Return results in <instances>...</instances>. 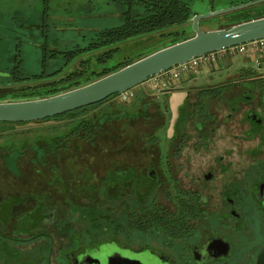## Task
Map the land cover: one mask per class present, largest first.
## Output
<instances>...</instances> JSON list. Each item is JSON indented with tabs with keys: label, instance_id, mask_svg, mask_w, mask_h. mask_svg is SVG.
<instances>
[{
	"label": "flooded vegetation",
	"instance_id": "1",
	"mask_svg": "<svg viewBox=\"0 0 264 264\" xmlns=\"http://www.w3.org/2000/svg\"><path fill=\"white\" fill-rule=\"evenodd\" d=\"M21 60L12 55L9 72L80 70L79 59L36 72ZM11 80L5 91L37 84ZM182 81L178 103L169 87L138 90L22 122L37 124L26 135L11 131L22 123L0 129V264H255L264 70L246 61Z\"/></svg>",
	"mask_w": 264,
	"mask_h": 264
},
{
	"label": "trees",
	"instance_id": "2",
	"mask_svg": "<svg viewBox=\"0 0 264 264\" xmlns=\"http://www.w3.org/2000/svg\"><path fill=\"white\" fill-rule=\"evenodd\" d=\"M103 1H107L108 4L111 3L115 10L119 12L120 22L117 25L88 31L75 39V43L70 42L68 45H64L60 48L51 46L48 43L49 32L52 28L59 26V22H70L73 14L85 10L88 3L92 4L88 11L94 8H100ZM193 1L194 0H13L10 8L19 9L12 11L10 18L0 24V30L7 33H16L15 30L11 28V26L15 25L21 30L32 31L36 39L35 43H31L30 40L33 39L32 35L21 33L24 37L20 39L17 36L9 37L6 34H2L0 31L1 42H7L4 40L6 38L12 39L11 42L5 43L8 46L6 47L7 57L0 55L3 58V60L0 61V71L8 75L12 80L17 79L37 84L14 87L9 89L10 91H5L7 89H4L5 87L2 85H4L9 78L0 76V84H2L0 86L3 87H0V101H5L6 99L11 101L36 99L67 91L96 80L147 55L137 54L133 58H123L122 60L107 65L113 55L118 52L119 46L127 41L138 38L144 39L149 35L151 36L150 38H152L154 34L163 37L168 35L172 36L173 39L170 42L171 44L187 38L188 35L183 29V26L190 24V19L194 14L191 10ZM247 1L251 0H230V5H236ZM0 2L4 1L0 0ZM263 4L264 2L256 5ZM256 5L231 12L238 13L240 11L252 9ZM55 12L59 13L57 17ZM3 14L4 13H0V18ZM263 15L264 14L255 15L244 20ZM237 22L240 21H236L235 23ZM22 41L33 46L34 55L38 58L37 65L46 66L48 71L50 70L49 66L52 59L56 62H67L69 60L79 59L80 70L77 72L73 71L60 79L51 78L54 76L53 73L45 76L41 74H31L29 78L27 77L28 74L23 73L22 68L14 72H9L8 65H10V62L7 60L9 57H12V55H15V57L21 56ZM166 45L167 44L162 46ZM93 62L94 64H98L99 67L94 68L92 66ZM18 63L23 65L22 60L18 61ZM42 72H46L44 68ZM44 80H48L49 82L44 83ZM38 81H41V83ZM19 91L20 93H18ZM116 95H112L95 105L102 104ZM53 118L55 117H50L45 120ZM13 124L18 123L0 122V129H7L9 125ZM5 145L8 146V144Z\"/></svg>",
	"mask_w": 264,
	"mask_h": 264
},
{
	"label": "water",
	"instance_id": "3",
	"mask_svg": "<svg viewBox=\"0 0 264 264\" xmlns=\"http://www.w3.org/2000/svg\"><path fill=\"white\" fill-rule=\"evenodd\" d=\"M263 2L264 0H251L222 10L193 15L190 19L192 36L158 48L84 85L47 97L0 101V122L38 121L92 105L141 85L150 77L195 57L264 38V15L211 31H201L198 28L202 19ZM255 264H264V247L259 251Z\"/></svg>",
	"mask_w": 264,
	"mask_h": 264
},
{
	"label": "rangeland",
	"instance_id": "4",
	"mask_svg": "<svg viewBox=\"0 0 264 264\" xmlns=\"http://www.w3.org/2000/svg\"><path fill=\"white\" fill-rule=\"evenodd\" d=\"M4 2H0V13H4L3 16L0 18V24L4 23L10 18L11 12L18 10L19 8H10L12 6L13 0H3ZM27 1V0H26ZM87 8L85 10H82L80 12H76L73 14L71 17V21L68 23L65 22H59V26L56 28H52V30L49 32V41L48 43L51 46L54 47H63L64 45H68V43L73 42L75 43L76 40L81 34L87 33L88 31H93L95 29H99L102 27H108V26H113L117 25L120 22L119 18V12L115 10V8L112 6L111 3L108 4L107 1H103V4L100 8H94L91 11H88L89 8H91L92 4H87ZM230 6V0H194L191 4V10L194 13L193 15L196 14H204L210 11H217V10H222ZM56 13L59 15V13ZM264 14V4L263 5H256L252 9H247L244 11H240L238 13L234 12H227V13H222L219 15H215L212 17H208L206 19L200 20V23L198 25L199 30L201 31H211V30H216L218 28H223V27H228L229 25L235 23L236 21H241L244 20L248 17H253L255 15H260ZM55 17V18H56ZM62 20V19H61ZM60 20V21H61ZM15 30L16 33H7L2 30V34H6L9 37L12 36H17L20 39H23V34H28L32 35V40L31 43H35L36 36L32 34V31L30 30H21L17 26L13 25L11 26ZM183 29L185 30L186 34L188 37L193 35V31L191 30L190 24H186L183 26ZM156 36V37H153ZM152 38L151 36L143 37L144 39L138 38V39H133L130 41H127L119 46L118 52H116L112 59H110L107 63L110 64L112 62H117L119 60H122L123 58H133L137 54H149L150 52L154 51L156 48L163 47L162 45H169L171 44L170 42L172 41V36L168 35L166 37L159 36V35H153ZM7 42H1L0 41V55H4L7 57L6 53V47L7 44L12 41L10 38L4 39ZM3 41V40H2ZM21 58L23 59V68L29 70L30 72H36L40 69V65H37V57L34 55L33 51V46L24 43L22 41L21 44ZM10 58V57H9ZM245 58V61L247 63H250L252 65V68L257 71H263L264 70V62H259L255 63L251 59V57L247 55H242V54H234L230 56H224L223 59L218 60L213 64V67L209 66V64L203 65L200 69L197 70L196 74H189L186 76V78H191L195 75L197 77L203 78L204 76H208L210 74H214L217 72H234L236 69L241 68L242 63H244L243 59ZM3 58L0 56V61H2ZM212 64V63H211ZM55 66V62H50L49 68H53ZM94 68H98V64L92 65ZM212 69V70H210ZM183 79H180L178 81H175L174 83L169 81L170 83H166L165 86H159L157 88H151L150 86L146 85L143 83L142 85H138L134 87L132 92H137L138 90L145 93H152L154 90L160 89V88H165L167 87H172L174 85H183L182 81ZM173 89V88H170ZM174 90V89H173ZM175 92V91H173ZM5 101H11L6 99ZM132 101V98L128 100ZM122 102L118 96L113 97L108 99L104 104L109 105V104H114V103H120ZM137 101H135L136 103ZM37 124H21V125H14L11 128L12 132H20L24 133L27 132L30 129H33V127ZM41 125H54L53 122L41 124ZM7 131L6 129H2L1 134L3 132ZM0 134V135H1Z\"/></svg>",
	"mask_w": 264,
	"mask_h": 264
},
{
	"label": "built area",
	"instance_id": "5",
	"mask_svg": "<svg viewBox=\"0 0 264 264\" xmlns=\"http://www.w3.org/2000/svg\"><path fill=\"white\" fill-rule=\"evenodd\" d=\"M234 54L247 55L251 57L253 62H255L256 64L262 61L264 62V38L238 44L221 51L195 57L165 72L150 77L145 82V84L153 89L159 86H165L169 81L175 82L180 79L186 78V76L189 74H196L198 69H200L203 65L212 63L214 60H216V58L218 59L221 56H232ZM132 96V89L118 94V97L121 101H128L130 98H132Z\"/></svg>",
	"mask_w": 264,
	"mask_h": 264
},
{
	"label": "crops",
	"instance_id": "6",
	"mask_svg": "<svg viewBox=\"0 0 264 264\" xmlns=\"http://www.w3.org/2000/svg\"><path fill=\"white\" fill-rule=\"evenodd\" d=\"M223 58H224V56H221V57L218 58V59L216 58V61L221 60V59H223ZM216 61L214 60V61L212 62V64H211V63L209 64V66H210V67H211V66L213 67V64H215ZM243 61L246 62V61H245V58L243 59ZM242 64H243V63H242ZM210 70H212V69H210ZM167 83H170V82H167ZM173 83H174V82H173ZM182 84H183V83H182ZM141 85H142V84H141ZM182 86H183V85H174V86H172V87H169V88H173L174 90H173V89H172V90L175 91V92L173 93V97H172V101H171L172 103H178V99H179L178 96L180 95V93H178V92L181 90ZM167 88H168V87H167Z\"/></svg>",
	"mask_w": 264,
	"mask_h": 264
}]
</instances>
